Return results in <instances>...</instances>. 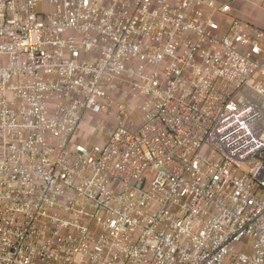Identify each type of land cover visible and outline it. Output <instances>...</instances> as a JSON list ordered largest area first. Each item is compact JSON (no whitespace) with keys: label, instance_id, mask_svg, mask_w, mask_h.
Segmentation results:
<instances>
[{"label":"built area","instance_id":"built-area-1","mask_svg":"<svg viewBox=\"0 0 264 264\" xmlns=\"http://www.w3.org/2000/svg\"><path fill=\"white\" fill-rule=\"evenodd\" d=\"M237 1L0 0V264H264V30ZM84 116L117 120L79 143Z\"/></svg>","mask_w":264,"mask_h":264},{"label":"rangeland","instance_id":"rangeland-1","mask_svg":"<svg viewBox=\"0 0 264 264\" xmlns=\"http://www.w3.org/2000/svg\"><path fill=\"white\" fill-rule=\"evenodd\" d=\"M235 15L248 21L254 26L264 30V0H239L233 5ZM254 60H259V57H252ZM113 120L108 116H84L79 123L78 129L74 133L76 142L97 143L101 142L106 137V131L112 127ZM103 126L100 130V127ZM152 172H147L146 176H152ZM250 243H240L235 246L237 251L248 253Z\"/></svg>","mask_w":264,"mask_h":264},{"label":"crops","instance_id":"crops-1","mask_svg":"<svg viewBox=\"0 0 264 264\" xmlns=\"http://www.w3.org/2000/svg\"><path fill=\"white\" fill-rule=\"evenodd\" d=\"M233 13L235 14L236 12L233 11Z\"/></svg>","mask_w":264,"mask_h":264}]
</instances>
